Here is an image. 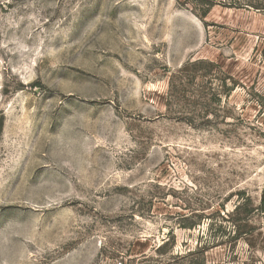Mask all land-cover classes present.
Returning <instances> with one entry per match:
<instances>
[{
    "label": "rangeland",
    "instance_id": "rangeland-1",
    "mask_svg": "<svg viewBox=\"0 0 264 264\" xmlns=\"http://www.w3.org/2000/svg\"><path fill=\"white\" fill-rule=\"evenodd\" d=\"M0 122V264H264V0H0Z\"/></svg>",
    "mask_w": 264,
    "mask_h": 264
},
{
    "label": "trees",
    "instance_id": "trees-1",
    "mask_svg": "<svg viewBox=\"0 0 264 264\" xmlns=\"http://www.w3.org/2000/svg\"><path fill=\"white\" fill-rule=\"evenodd\" d=\"M250 6H252L251 4H249ZM255 8H259L258 6H254ZM1 130H2V122H0V134H1ZM260 209L262 211H264V186L262 188V192H261V201H260Z\"/></svg>",
    "mask_w": 264,
    "mask_h": 264
}]
</instances>
